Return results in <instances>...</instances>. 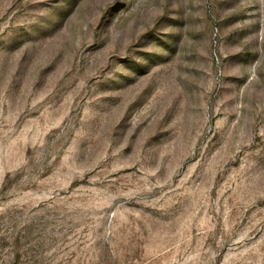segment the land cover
Returning <instances> with one entry per match:
<instances>
[{
	"label": "rangeland",
	"instance_id": "obj_1",
	"mask_svg": "<svg viewBox=\"0 0 264 264\" xmlns=\"http://www.w3.org/2000/svg\"><path fill=\"white\" fill-rule=\"evenodd\" d=\"M0 264H264V0H0Z\"/></svg>",
	"mask_w": 264,
	"mask_h": 264
}]
</instances>
